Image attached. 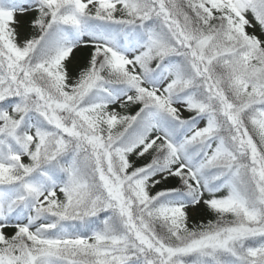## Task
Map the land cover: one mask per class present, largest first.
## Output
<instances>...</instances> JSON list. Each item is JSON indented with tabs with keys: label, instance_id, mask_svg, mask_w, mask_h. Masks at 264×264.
<instances>
[{
	"label": "snow or ice",
	"instance_id": "obj_1",
	"mask_svg": "<svg viewBox=\"0 0 264 264\" xmlns=\"http://www.w3.org/2000/svg\"><path fill=\"white\" fill-rule=\"evenodd\" d=\"M0 264H264V0H0Z\"/></svg>",
	"mask_w": 264,
	"mask_h": 264
}]
</instances>
